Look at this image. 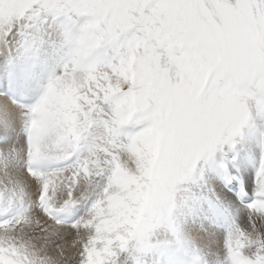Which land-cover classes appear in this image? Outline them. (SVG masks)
<instances>
[{"label": "snow or ice", "instance_id": "1", "mask_svg": "<svg viewBox=\"0 0 264 264\" xmlns=\"http://www.w3.org/2000/svg\"><path fill=\"white\" fill-rule=\"evenodd\" d=\"M0 264H264V0H0Z\"/></svg>", "mask_w": 264, "mask_h": 264}]
</instances>
